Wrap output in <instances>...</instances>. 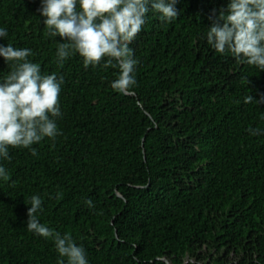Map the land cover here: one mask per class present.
I'll return each mask as SVG.
<instances>
[{"label":"trees","instance_id":"1","mask_svg":"<svg viewBox=\"0 0 264 264\" xmlns=\"http://www.w3.org/2000/svg\"><path fill=\"white\" fill-rule=\"evenodd\" d=\"M227 3L178 0L171 23L146 13L129 45L136 85L118 93L107 57L58 63L66 41L48 36L40 0H0V45L31 49L43 75L64 78L61 134L0 159V264L61 259L26 228L34 195L37 219L88 264H264V71L207 43ZM11 70L0 58V78Z\"/></svg>","mask_w":264,"mask_h":264},{"label":"clouds","instance_id":"2","mask_svg":"<svg viewBox=\"0 0 264 264\" xmlns=\"http://www.w3.org/2000/svg\"><path fill=\"white\" fill-rule=\"evenodd\" d=\"M178 0H40L38 9L49 37H60L56 56L63 63L73 52L82 58L85 68L97 66L107 57L105 66L119 69L111 88L126 93L136 85L135 65L129 47L145 24L150 10L164 23L178 18ZM8 36L0 27V39ZM207 43L216 52L232 56L264 71V0H228L218 20L207 31ZM31 49L11 44L0 45V58L11 71L0 78V159L9 160V148L29 149L36 155L34 144L44 138L55 140L61 133L56 120L62 116L58 96L64 83L56 73L43 75L39 64L31 62ZM254 99L245 98L246 103ZM8 175L0 165V178ZM89 208L92 201L84 202ZM27 209L26 228L34 235L54 242L61 258L57 264H88L85 249L72 237L54 231L37 219L42 199L32 196Z\"/></svg>","mask_w":264,"mask_h":264}]
</instances>
